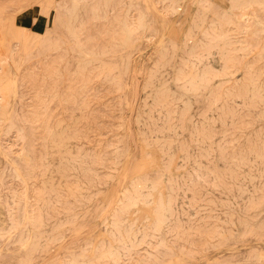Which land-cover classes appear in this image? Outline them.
Returning a JSON list of instances; mask_svg holds the SVG:
<instances>
[{
    "label": "rangeland",
    "instance_id": "1",
    "mask_svg": "<svg viewBox=\"0 0 264 264\" xmlns=\"http://www.w3.org/2000/svg\"><path fill=\"white\" fill-rule=\"evenodd\" d=\"M0 54V264H264V0H0Z\"/></svg>",
    "mask_w": 264,
    "mask_h": 264
},
{
    "label": "bare ground",
    "instance_id": "2",
    "mask_svg": "<svg viewBox=\"0 0 264 264\" xmlns=\"http://www.w3.org/2000/svg\"><path fill=\"white\" fill-rule=\"evenodd\" d=\"M25 2V1H24ZM26 10V9H25ZM163 28V27H162ZM26 33V32H25ZM1 55V54H0ZM13 85V84H12ZM132 103V102H131ZM130 228V227H129Z\"/></svg>",
    "mask_w": 264,
    "mask_h": 264
}]
</instances>
